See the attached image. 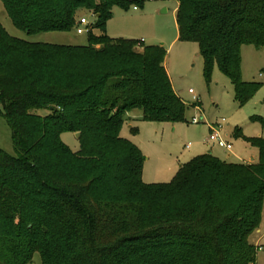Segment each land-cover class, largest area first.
<instances>
[{"label": "trees", "instance_id": "obj_1", "mask_svg": "<svg viewBox=\"0 0 264 264\" xmlns=\"http://www.w3.org/2000/svg\"><path fill=\"white\" fill-rule=\"evenodd\" d=\"M27 34L69 31L77 11L96 22L86 46L28 42L0 24V107L14 155L0 149V264H251L264 200V141L256 163L205 153L169 183L142 181L144 156L119 135L126 113L180 122L185 104L162 45L111 39L117 6L150 0H0ZM178 40L216 64L240 105L260 85L241 79V47H264V0H177ZM79 22V21H78ZM96 28L99 35L93 34ZM32 110H47L40 116ZM79 134L72 152L60 139Z\"/></svg>", "mask_w": 264, "mask_h": 264}, {"label": "rangeland", "instance_id": "obj_2", "mask_svg": "<svg viewBox=\"0 0 264 264\" xmlns=\"http://www.w3.org/2000/svg\"><path fill=\"white\" fill-rule=\"evenodd\" d=\"M177 4V0H150L136 9L134 5L127 9L115 6L106 23V35L109 38L138 40V46L135 47L137 51L146 45L163 46L171 84L185 104L184 120L180 122L144 120L139 109L125 115L119 135L136 146L144 156L142 181L146 184L171 182L180 166L197 155L209 152L230 163H256L260 158L259 149L249 140L264 141V47H241V79L258 83L260 87L247 103L240 105L235 99L230 79L216 64L210 77H205L204 62L197 43L178 40L174 11ZM76 15V23L69 31L27 34L13 25L0 1L1 26L10 36L28 42L60 46L88 45V32H76L78 21L84 17L94 25L96 17L85 9L78 10ZM92 33L99 35L100 31L94 28ZM189 89L194 93L190 94ZM193 96L197 97V101ZM32 112L40 116L47 114V110ZM193 117L202 120L191 123ZM222 119L225 120L227 140L232 144L230 151H224L207 141L210 133L208 125L221 122ZM60 139L72 152L82 148L75 133L63 132ZM188 143L191 145L186 148ZM0 149L14 155L11 130L1 112ZM226 153H231V156L226 158ZM248 241L254 247L261 246L260 250L256 249V259L251 264H264V200L260 224ZM28 264H40L37 252Z\"/></svg>", "mask_w": 264, "mask_h": 264}, {"label": "built area", "instance_id": "obj_3", "mask_svg": "<svg viewBox=\"0 0 264 264\" xmlns=\"http://www.w3.org/2000/svg\"><path fill=\"white\" fill-rule=\"evenodd\" d=\"M137 7L134 6V9ZM92 23H89L84 17H81L78 22V26L76 29L77 34H83L84 32H89L92 29ZM189 93L193 94L194 92L189 89ZM193 99L197 101V97L193 96ZM202 120V118H200ZM200 120L197 117H193L191 119V123H199ZM225 120L222 119L221 122H217L213 125L209 126L210 133L209 136L207 137V141L215 144L217 147L225 150V151H230L232 149V144L228 142L226 139V135L224 134V127H225ZM190 143L186 145V148L190 147ZM258 250L261 249V246H257Z\"/></svg>", "mask_w": 264, "mask_h": 264}, {"label": "crops", "instance_id": "obj_4", "mask_svg": "<svg viewBox=\"0 0 264 264\" xmlns=\"http://www.w3.org/2000/svg\"><path fill=\"white\" fill-rule=\"evenodd\" d=\"M177 6H178V4H177ZM177 6H176V8L174 9V11H176V9H177ZM177 26V25H176ZM177 38H178V33H177ZM164 66H165V69H166V71H167V68H166V58H165V61H164ZM168 73V72H167ZM169 76V75H168ZM171 81V80H170ZM173 87V86H172ZM174 89V88H173ZM175 91V90H174ZM177 94V93H176ZM210 125H212V124H209L208 126H210ZM209 131H210V129H209ZM224 134L226 135V139L228 138V135L225 133V127H224ZM229 142V141H228ZM221 149V148H220ZM223 150V149H222ZM225 151V150H224ZM210 153V152H209ZM210 154H212V153H210ZM231 156V153H226V158L227 157H230ZM249 161H253V159H250ZM227 162V161H226ZM254 162V161H253ZM257 231H259V230H257ZM256 246V245H255ZM257 247V246H256Z\"/></svg>", "mask_w": 264, "mask_h": 264}, {"label": "water", "instance_id": "obj_5", "mask_svg": "<svg viewBox=\"0 0 264 264\" xmlns=\"http://www.w3.org/2000/svg\"><path fill=\"white\" fill-rule=\"evenodd\" d=\"M76 136H77V138H78V137H79V134L77 133Z\"/></svg>", "mask_w": 264, "mask_h": 264}]
</instances>
